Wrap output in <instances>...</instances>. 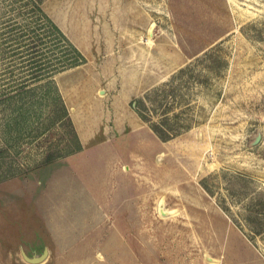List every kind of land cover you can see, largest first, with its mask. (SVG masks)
<instances>
[{
	"label": "rangeland",
	"instance_id": "obj_1",
	"mask_svg": "<svg viewBox=\"0 0 264 264\" xmlns=\"http://www.w3.org/2000/svg\"><path fill=\"white\" fill-rule=\"evenodd\" d=\"M0 264H264V0H0Z\"/></svg>",
	"mask_w": 264,
	"mask_h": 264
},
{
	"label": "trees",
	"instance_id": "obj_2",
	"mask_svg": "<svg viewBox=\"0 0 264 264\" xmlns=\"http://www.w3.org/2000/svg\"><path fill=\"white\" fill-rule=\"evenodd\" d=\"M53 28L58 30L59 27L56 24H52ZM75 52H76V57L74 60L70 61L71 65H75V64H79L80 63V58L82 57V53L79 49L74 48ZM134 107L138 108V112L140 117L144 120V121H150V119L147 117L146 112L143 109H140L136 103L134 102ZM150 123V122H149ZM151 127L154 129V131L162 138V139H168L170 137V135L172 134H176L178 133L177 131H169V130H165L164 128H162V126H160L158 123H150ZM185 139L182 138V141H184ZM79 142V141H78ZM81 147V144H79L78 148ZM181 151V149L179 150ZM178 152V151H176Z\"/></svg>",
	"mask_w": 264,
	"mask_h": 264
},
{
	"label": "crops",
	"instance_id": "obj_3",
	"mask_svg": "<svg viewBox=\"0 0 264 264\" xmlns=\"http://www.w3.org/2000/svg\"><path fill=\"white\" fill-rule=\"evenodd\" d=\"M134 114L135 115H129L130 116L129 118L124 117V120H123L124 126H127L131 122V124H132V128L131 129L132 130L143 128L144 131L152 132L151 127L140 117V115L138 113H134ZM131 117H134V120L133 121L131 120ZM127 127H129V126H127ZM156 137L159 138L157 135H156ZM142 143H143L142 144L143 147H144L145 144L146 145L150 144L149 143V140L142 141ZM114 145H115V149L119 153L120 157L123 159L124 153L120 149V144L116 145L114 143ZM126 154H127V152H126Z\"/></svg>",
	"mask_w": 264,
	"mask_h": 264
},
{
	"label": "water",
	"instance_id": "obj_4",
	"mask_svg": "<svg viewBox=\"0 0 264 264\" xmlns=\"http://www.w3.org/2000/svg\"><path fill=\"white\" fill-rule=\"evenodd\" d=\"M259 139H260V135L258 134L257 137H256V141H258ZM163 157H164V155L161 154V155L158 156V159L161 160ZM161 207H162V212L163 213H169L171 211V209H167V208L165 209V204L164 203H162ZM42 257H44V256H40L39 258H42Z\"/></svg>",
	"mask_w": 264,
	"mask_h": 264
},
{
	"label": "bare ground",
	"instance_id": "obj_5",
	"mask_svg": "<svg viewBox=\"0 0 264 264\" xmlns=\"http://www.w3.org/2000/svg\"><path fill=\"white\" fill-rule=\"evenodd\" d=\"M172 213H174V211H172ZM40 256H36V257H29L30 261L36 262V261H40L42 258H39Z\"/></svg>",
	"mask_w": 264,
	"mask_h": 264
}]
</instances>
